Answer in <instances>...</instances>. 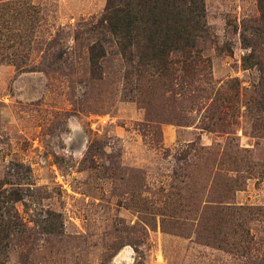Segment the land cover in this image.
<instances>
[{"label": "rangeland", "instance_id": "rangeland-1", "mask_svg": "<svg viewBox=\"0 0 264 264\" xmlns=\"http://www.w3.org/2000/svg\"><path fill=\"white\" fill-rule=\"evenodd\" d=\"M139 1L0 0V264H264V0Z\"/></svg>", "mask_w": 264, "mask_h": 264}, {"label": "trees", "instance_id": "trees-1", "mask_svg": "<svg viewBox=\"0 0 264 264\" xmlns=\"http://www.w3.org/2000/svg\"><path fill=\"white\" fill-rule=\"evenodd\" d=\"M136 5L143 9L142 15L146 17V13H148L149 18L147 16V20L150 19L153 20V22H155L159 18V16L154 17L152 15L154 13L153 10L156 8L165 7L171 15V20L174 23H176L177 20H180L186 22L189 28H192L193 26L198 27L201 22V19L204 17L205 12L204 0H140L139 3H137ZM142 5L145 8H143ZM175 31L176 27H173L172 25L167 27L166 38H169L166 40L167 44H172L176 41L178 42V38L182 37L181 34H179L178 32L175 33ZM189 33L190 29L188 31V34ZM187 40V43L189 44L191 40ZM188 44L185 46H188ZM156 52H159V50H157ZM92 59L93 66L94 68H96L95 63L97 62H95L94 57Z\"/></svg>", "mask_w": 264, "mask_h": 264}]
</instances>
